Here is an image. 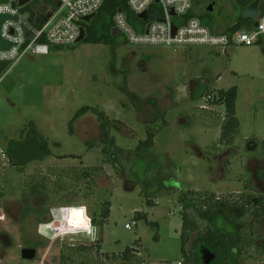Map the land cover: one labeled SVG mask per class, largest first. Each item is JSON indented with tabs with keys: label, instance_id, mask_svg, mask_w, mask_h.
Returning a JSON list of instances; mask_svg holds the SVG:
<instances>
[{
	"label": "rangeland",
	"instance_id": "obj_1",
	"mask_svg": "<svg viewBox=\"0 0 264 264\" xmlns=\"http://www.w3.org/2000/svg\"><path fill=\"white\" fill-rule=\"evenodd\" d=\"M45 4L53 2L35 1L31 6ZM193 10L212 30L222 31L238 17L234 0H194ZM112 38L110 45L78 42L44 56L27 53L1 76L0 264H60L62 252L92 247L97 240L109 258L130 248L139 253L142 264L181 263L179 200L191 191L212 193L221 200L216 230L245 231L253 220L250 212L241 216L237 207L264 197V158L256 152L264 142V41L222 51L203 46L133 47L120 35ZM232 87L237 88L238 147L220 143L225 109L212 104L218 90ZM83 107L113 121L111 134L129 161L119 174L104 162L94 116L77 121L75 134H69L70 120ZM200 109L211 111L212 120L199 118L205 113ZM31 123L49 143L51 156L18 170L9 165L6 150L9 141L24 138ZM149 127L155 134L153 148L137 160L134 150L146 140ZM85 142L95 147L88 149ZM59 155L79 159L56 158ZM133 160L134 167L133 162L129 165ZM95 166L103 171L92 185L64 184L79 192L69 196L68 205L44 206L35 196L29 201L31 211L23 215L21 189L37 172L53 169L63 174L69 168ZM151 166L148 182L144 172ZM239 178L244 183L236 181ZM159 192L165 196L146 197ZM149 202L155 206H147ZM106 203L110 215L101 229L98 223ZM197 223L206 230L205 221ZM251 229L246 234L255 232L257 246L264 239V218ZM254 246L247 251L256 255L255 264H264ZM190 247L191 243L186 249ZM26 248L36 249L33 261L21 259ZM90 260L97 264L100 259ZM104 260L98 264L115 263Z\"/></svg>",
	"mask_w": 264,
	"mask_h": 264
},
{
	"label": "trees",
	"instance_id": "obj_2",
	"mask_svg": "<svg viewBox=\"0 0 264 264\" xmlns=\"http://www.w3.org/2000/svg\"><path fill=\"white\" fill-rule=\"evenodd\" d=\"M256 2L258 3L259 0H234V10L238 12V17L234 20L237 22V26H241L249 21V19H242L241 15L245 9ZM118 10L130 15L125 0H105L95 17L88 24L82 25L84 30V39L82 42L86 44H113L114 38L111 36V29L113 27L112 17ZM189 17H195V14L190 13ZM202 23L207 25L205 21H202ZM55 48L57 47H53L51 50ZM236 99L237 88L232 87L227 90H218L216 96L212 100L213 105L223 106L225 109V114L222 116L220 143L223 142L226 146L238 147L239 145L236 141V138L239 136L238 123L235 118ZM201 111L205 113H200L199 118L202 116L207 118V120H212L211 118L214 114L211 111L205 109ZM88 115L94 116L98 124V144L100 145V151L104 157V162L110 165L114 171L119 174L120 169L129 163L126 158L127 152L116 145L115 138L111 134L112 129H114L113 121L104 113L90 107L81 108L69 122V134L74 135L73 127L75 123ZM197 124L198 121L192 123V126ZM216 125L218 126L219 123H216ZM146 132V140L139 142L133 153L137 160L144 159L146 153L153 148V141L155 138V134L153 133L154 130L149 127ZM23 134L25 135L24 138L9 141L6 150L9 165L18 170H23L31 162L42 161L46 157L51 156L49 143L42 134L36 130L32 123ZM85 143L88 145V149L95 147V145L89 142ZM211 148L213 151L218 150L216 145H212ZM256 152L260 158H264V142L257 147ZM67 157L79 159V157L74 155H59L56 158L63 159ZM135 160L130 161L129 165L133 162L132 165L134 167ZM153 170L154 168L152 166L146 167L144 173L147 181L151 179L148 175L151 174ZM102 171V167L95 166L83 167L81 169L69 168L63 174L53 169H47V172L44 174L37 172L36 174L38 175L31 177L21 189V200L25 205L23 215L31 211L29 201L35 196L43 200L44 206L68 205L70 202L69 196L73 195L77 197L79 192L70 189L72 188L71 185L64 184H66V182H71L74 183L75 186L92 185L93 178L100 176ZM50 177H54V180L50 179ZM155 181L158 183L157 180ZM236 181L244 183L240 178L236 179ZM164 196V194L159 192L157 195L146 197L157 199ZM179 201L182 204V224L179 236L182 254V262L180 264H203L202 250H208L214 255V260L210 264H255L254 259H256V255L254 256L249 253L247 248L248 246H254L253 244L257 237L255 232L251 231L248 232V234H246V232L252 230V224L259 223L260 220L264 218V197L246 201L240 206L237 205V209L241 212V216L250 212L253 220L250 226L248 225V229L246 228V230L244 229L245 231L240 230L234 233H225L215 229L217 210L222 202L214 194L191 191L187 194H181ZM224 203L229 204L227 201ZM146 204L149 207L155 206L153 202ZM109 215L110 205L106 203L101 210V221L98 223L101 229L107 224ZM143 217L137 216V218ZM198 220L207 223L205 231L200 230L197 223ZM233 221L237 222L239 220L235 219ZM95 223L96 221H92V225H95ZM149 224L153 225V223ZM193 234H195V237L191 240ZM153 239L155 241L158 240L156 236H154ZM101 243V240H97L92 247L69 248L67 253H61L60 264H95L94 261L91 262L90 260V258L94 257L100 260L105 259L104 261H114L115 263L113 264H142L139 258L140 255L138 256L139 253L134 252V250L130 248H126L120 255H112V257L109 258L107 254L101 253ZM189 243H191V247L187 250L186 246ZM254 247L257 257L264 263V239ZM92 253L93 255L91 256ZM100 260L96 261L97 264L100 263Z\"/></svg>",
	"mask_w": 264,
	"mask_h": 264
},
{
	"label": "built area",
	"instance_id": "obj_3",
	"mask_svg": "<svg viewBox=\"0 0 264 264\" xmlns=\"http://www.w3.org/2000/svg\"><path fill=\"white\" fill-rule=\"evenodd\" d=\"M1 1L3 2L0 3V16L7 19L3 22L0 33L12 46L8 51H0V62H9L12 65L27 53L44 56L48 55L53 47L75 44L80 29H83L82 25L88 24L82 19L95 16L105 0H47L52 1L53 5L45 4L38 9L33 8L31 3L43 0H31L27 5L35 13L33 25L28 23V13H20L24 5L19 6V0ZM125 2L130 15L121 10L115 12L112 17V28L118 31L124 43L129 46H203L225 51L229 47H248L264 41V0L257 3L254 18L241 26H237L235 21L228 27L230 30L226 28L222 31L212 30L196 16L189 17V14L193 13L194 0H125ZM143 13H146L145 21L139 18ZM12 17H16L17 20L13 21ZM23 27L27 29L26 34ZM4 71L0 74V82ZM0 154L4 157L2 152ZM125 228L130 229L131 225L126 224Z\"/></svg>",
	"mask_w": 264,
	"mask_h": 264
},
{
	"label": "water",
	"instance_id": "obj_4",
	"mask_svg": "<svg viewBox=\"0 0 264 264\" xmlns=\"http://www.w3.org/2000/svg\"><path fill=\"white\" fill-rule=\"evenodd\" d=\"M31 0H19V6H23L24 7L20 10V13H28L29 14V18H28V23L33 25V18H34V11L29 7V5H27ZM3 2L0 0V3ZM213 9V4L209 5L207 8L208 12H211ZM257 13V2L254 3L253 5H251L250 7H248L247 9L244 10V12L242 13L241 17L242 19H251L254 18L256 16ZM95 16H90V17H86L83 18L82 21L85 23H89ZM139 18L142 20H146V13H143L141 15H139ZM7 19V17L5 16H0V30H1V26L3 24V22ZM13 21H16L17 18L16 17H12ZM254 26L256 27L257 24L255 23ZM24 33L26 34L27 29L25 27H23ZM117 35H119L118 31L116 29H111V36L112 37H116ZM26 38H30L29 36H26ZM84 39V30L80 29V35L79 38L77 40L76 43L78 42H82ZM11 43L7 42L6 40H4L1 37V33H0V51H8L11 48ZM10 65L9 62H0V74ZM202 254V262L203 264H210L213 260H214V255L209 252L208 250H202L201 251ZM20 257L23 261H33L36 257V249L34 248H26V249H22L21 253H20Z\"/></svg>",
	"mask_w": 264,
	"mask_h": 264
},
{
	"label": "crops",
	"instance_id": "obj_5",
	"mask_svg": "<svg viewBox=\"0 0 264 264\" xmlns=\"http://www.w3.org/2000/svg\"><path fill=\"white\" fill-rule=\"evenodd\" d=\"M193 13L195 14L194 10H193ZM107 223H108V221H107ZM105 225H106V224H105Z\"/></svg>",
	"mask_w": 264,
	"mask_h": 264
},
{
	"label": "flooded vegetation",
	"instance_id": "obj_6",
	"mask_svg": "<svg viewBox=\"0 0 264 264\" xmlns=\"http://www.w3.org/2000/svg\"><path fill=\"white\" fill-rule=\"evenodd\" d=\"M215 5V4H214ZM212 12V11H211Z\"/></svg>",
	"mask_w": 264,
	"mask_h": 264
}]
</instances>
